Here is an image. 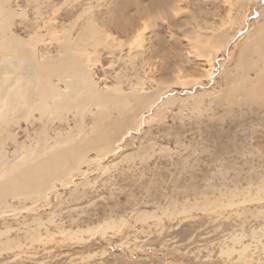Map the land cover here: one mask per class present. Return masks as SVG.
Returning a JSON list of instances; mask_svg holds the SVG:
<instances>
[{
  "label": "rangeland",
  "instance_id": "1",
  "mask_svg": "<svg viewBox=\"0 0 264 264\" xmlns=\"http://www.w3.org/2000/svg\"><path fill=\"white\" fill-rule=\"evenodd\" d=\"M8 6L22 13L10 32L42 38L34 48L46 59L62 56L64 35L73 41L95 31L82 30L91 24L105 44L78 54L96 89L151 98L116 151L88 152V164L56 183L46 200L7 197L0 264H264V103L239 92L229 97L239 82L240 47L264 21V0ZM91 107L9 115L6 157L36 147L42 128L53 138L60 129L88 137L99 112Z\"/></svg>",
  "mask_w": 264,
  "mask_h": 264
},
{
  "label": "bare ground",
  "instance_id": "2",
  "mask_svg": "<svg viewBox=\"0 0 264 264\" xmlns=\"http://www.w3.org/2000/svg\"><path fill=\"white\" fill-rule=\"evenodd\" d=\"M8 3L9 0H0V206L6 204L7 197L30 200L45 198L55 189L56 183L64 184L66 176L80 172L79 165L86 161L88 152L94 151L102 156L106 152L116 151L122 139L138 128L143 116L140 110L151 98L125 93L117 87L103 92L96 89L90 75L91 69L81 63L78 54L87 46L94 48L105 44V37L91 24L82 30L95 31H80L73 41L68 40V35L63 36L60 44L64 47V53L59 58L38 57L34 46L42 38L30 36L23 39L10 32L12 21L21 17L22 13L11 9ZM239 60L240 68L242 66L239 82L236 92L230 93L229 97L234 98L239 92L242 96L264 103V21L248 34L240 47ZM259 64L261 67L258 69ZM250 70L254 72L253 77L248 75ZM53 77L63 87L57 86L54 80L55 83L52 82ZM107 104H110L109 108ZM91 106L97 110L99 108V112L93 114L88 137H77L76 133L72 136L68 134L69 130L67 135H62L63 131L60 133L61 129H58L59 134L55 138L51 136L53 145H50L47 144L48 137L51 138L48 136L50 129L47 132V128H44L45 131L42 128L36 134L39 136L36 147L26 149L21 146L14 149V158L6 157L1 142L8 134L2 133V126L8 125L9 115L19 119L37 111L42 116L50 117L51 109L59 113L74 107L85 111ZM114 110L117 115L111 117L110 111ZM79 125L77 122L76 130L81 129ZM0 211L2 213L4 210Z\"/></svg>",
  "mask_w": 264,
  "mask_h": 264
}]
</instances>
